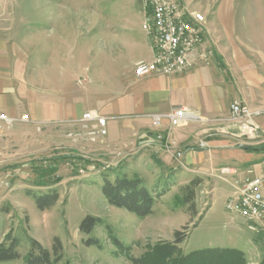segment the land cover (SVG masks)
<instances>
[{
  "label": "rangeland",
  "instance_id": "obj_1",
  "mask_svg": "<svg viewBox=\"0 0 264 264\" xmlns=\"http://www.w3.org/2000/svg\"><path fill=\"white\" fill-rule=\"evenodd\" d=\"M141 1L0 0V8L11 13L7 21L10 32H16L22 45V73H16L13 109L0 111L6 116L0 119V243H8L7 236L16 237L20 258L0 264H24L30 239L52 251L55 237L62 244V258L51 264H133L131 257L159 264L152 261L160 257L165 242L175 244L176 230L183 239L176 243L173 257L227 247L241 250L244 264H264V234L248 230L245 221L225 207L232 193L231 173L225 170L237 177L241 170L237 164L245 167L240 156L227 150L248 145L237 137L240 131L234 122L226 120L225 130L213 119L225 118L228 112L213 118L197 113L200 119L184 124L192 127L193 134L192 139H185L194 146L188 154L182 140L169 139L167 148H159L137 139L127 129L120 138L110 133L109 122L126 123L144 114L95 111L105 118L103 135L96 133L94 120L80 121L88 111L84 105L103 103L99 87L107 90V79L117 70L109 43L106 47L104 39H97L91 45L97 25L112 27L118 42L128 33L141 34ZM181 1L201 10L206 23L216 31L211 45L227 62L224 68L218 67L225 95L230 92L229 104L244 101L264 113V0ZM60 8H69L72 19L83 20L79 29L82 38L90 42L85 48L71 49V94L65 97L47 93L57 82L48 78L45 69L46 19ZM134 19L137 22L133 24ZM37 20L43 24L36 26ZM36 34L44 43L39 49L32 47ZM212 46L202 45L209 62L214 61ZM36 50L44 68L37 73L32 71ZM154 156L167 168L158 167L151 159ZM122 174L140 178L153 195L149 215L137 217L110 205L101 194L103 175L113 179ZM193 180L196 185L189 189ZM52 189L58 193L57 201L47 209H38L31 194ZM188 193L191 200L184 203ZM86 214L99 220L89 234L78 228ZM88 238L96 239L97 244L86 243Z\"/></svg>",
  "mask_w": 264,
  "mask_h": 264
},
{
  "label": "crops",
  "instance_id": "obj_2",
  "mask_svg": "<svg viewBox=\"0 0 264 264\" xmlns=\"http://www.w3.org/2000/svg\"><path fill=\"white\" fill-rule=\"evenodd\" d=\"M182 3L184 4L185 2L182 1ZM184 5L189 10L202 12L199 9L189 8L186 4ZM70 11L69 8H60L51 16L47 15L46 19L45 69L48 78L57 82L54 83L52 91L48 89L47 93L50 95L65 97L71 94V49L72 47L81 49L85 48L86 45L90 46V42L88 43L85 37L82 38L83 35L79 29L83 20L80 17L72 19ZM10 14V10L4 7L0 8V16L4 17L0 21V111L13 109L10 105L12 104V99L16 96V73H22V45L18 43L16 32H10L11 27L7 23L11 16ZM145 15L146 11L141 1V34L128 33L126 38L120 42H118V36H116L112 27H103L104 25H101L102 23L100 22L97 25L99 30L95 32L94 42H91V45L96 44L97 39H100V41L104 39L106 47L109 43L112 59L117 65V70L115 75L108 77L107 80L110 82L107 85V90L103 86L99 87L103 90L100 93L104 97L101 99L103 103L90 106L84 105L83 109H92L97 112L144 114L143 118L126 121V123L122 121L109 122L110 133L118 135L120 138L125 132L123 129H127L126 132L136 135L137 139H146L149 141L150 146H158L159 148L164 147V143L169 142V139L182 140L180 142L184 141L182 143L185 144L183 149L188 151V154L192 151L189 148L194 146L188 145L189 141H185V139H192V127L187 124L183 125L184 127H175L169 131L168 121L164 119L160 127L155 128L151 124L152 118L150 114L167 113L177 107H184L199 115L211 116L210 118L227 113L228 110L226 111V108L230 102V92L227 90L225 95L224 81L219 69V67L224 68L227 62L224 59V55L211 45L216 31L205 21L202 45L212 46L214 61H210L209 65L199 62L194 67L178 73L163 74L155 71L142 77H135L133 75L134 65L139 61H150L153 56L150 38L141 27ZM35 22L36 26L43 24L38 20ZM136 22V19L132 20L133 24ZM75 25H77V30L76 27L74 28ZM37 34L34 36L36 39L32 41V47L35 49L44 46V43L38 39ZM77 54L81 55L82 52L79 50ZM33 55L32 71L37 73L39 70H44L43 66L39 65L38 50L34 51ZM221 118L222 120H218L220 119L219 117L213 119L217 120L219 124H223L226 130L228 128L225 123L226 120L223 119L224 117ZM255 120L259 128L264 132V113L256 117ZM157 135H161V138H157ZM155 139L160 140L155 141ZM227 151L240 156L241 162H244L242 164L245 165L244 168H241L240 163L237 164L236 168L238 170L244 171L247 168H251L255 173H264L263 151L259 153L250 152L239 147H233ZM254 163L255 165H253Z\"/></svg>",
  "mask_w": 264,
  "mask_h": 264
},
{
  "label": "built area",
  "instance_id": "obj_3",
  "mask_svg": "<svg viewBox=\"0 0 264 264\" xmlns=\"http://www.w3.org/2000/svg\"><path fill=\"white\" fill-rule=\"evenodd\" d=\"M146 11L142 30L150 38L153 56L150 61H139L134 65L133 75L142 77L159 71L166 74L186 71L196 64L209 63V56L202 49L204 23L206 16L202 12L189 10L181 0H142ZM262 114L260 108L252 109L248 104L233 100L229 104L227 121L234 122L239 128L237 137L244 144L257 145L264 143L262 130L255 118ZM0 119H6L0 115ZM168 121V130L181 127L189 121L200 119L193 111L180 107L167 113L152 115V125L160 127L163 120ZM96 122V133L105 134V118L93 110L85 111L80 121ZM222 120V118L218 119ZM217 121V120H216ZM161 138V135H157ZM168 147V143H164ZM224 172V171H222ZM231 175L229 184L232 193L226 202V209L236 213L246 223L248 230L264 234V173L256 174L251 168L234 172L225 170Z\"/></svg>",
  "mask_w": 264,
  "mask_h": 264
},
{
  "label": "trees",
  "instance_id": "obj_4",
  "mask_svg": "<svg viewBox=\"0 0 264 264\" xmlns=\"http://www.w3.org/2000/svg\"><path fill=\"white\" fill-rule=\"evenodd\" d=\"M194 148V147H192ZM245 150H261L264 152V143L257 145H245ZM61 158V157H56ZM54 159V158H53ZM153 162L160 168L166 169L165 164L154 156L151 158ZM13 166V165H11ZM103 182L100 187L101 194L106 201L115 207L124 208L133 213L137 217H145L152 212L154 197L151 192L144 186L143 181L138 177L130 178L125 174L116 175L113 179L103 175ZM197 180H193L189 184V189L196 185ZM31 194V193H30ZM36 207L44 210L52 206L58 199V193L52 189L45 193L31 194ZM190 193L182 199L184 203L191 200ZM99 220L93 215L86 214L79 222V230L85 234L92 232ZM175 244L165 242L159 250L160 257L152 262L159 264H244L243 253L235 248H205L192 251L187 255H178L173 257L176 250V243L182 241V233L178 230L174 231ZM0 243V262L12 261L20 258L16 247L19 241L16 237H6V241ZM88 244H97L96 239L88 238ZM62 258V244L59 238L55 237L52 242V251L43 248L39 242L30 239V247L23 256L24 264H51ZM133 264H149L142 258H130Z\"/></svg>",
  "mask_w": 264,
  "mask_h": 264
},
{
  "label": "water",
  "instance_id": "obj_5",
  "mask_svg": "<svg viewBox=\"0 0 264 264\" xmlns=\"http://www.w3.org/2000/svg\"><path fill=\"white\" fill-rule=\"evenodd\" d=\"M245 145H241V147H244Z\"/></svg>",
  "mask_w": 264,
  "mask_h": 264
}]
</instances>
